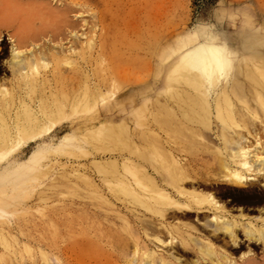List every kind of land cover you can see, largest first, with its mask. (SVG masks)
Instances as JSON below:
<instances>
[{"label":"rangeland","instance_id":"obj_1","mask_svg":"<svg viewBox=\"0 0 264 264\" xmlns=\"http://www.w3.org/2000/svg\"><path fill=\"white\" fill-rule=\"evenodd\" d=\"M248 14L256 21L259 14H264V0H0V89H9L15 96L14 106L3 112L12 134L19 131L21 104L25 102L36 111V97L42 95L38 92L31 98L25 88L18 86L13 63L19 59L47 57L49 67L41 68L37 77L45 85L50 102L70 96L88 110L80 106L74 112L68 109L49 129L21 139L19 147H1L0 242L12 247L8 250L0 243V264H264V238L248 234L257 228L264 231V108L249 91L250 84L248 89L242 86L239 73L245 66L252 73L257 61L264 62L256 52L257 45L250 46L254 55L247 64L238 56L239 71H234L229 86L236 108L242 112L245 108L257 109L261 117L255 120L253 136L245 131L244 144L250 145H246L247 149H256L251 154L252 163L258 162L255 170L261 168L249 173L252 181L238 184L226 177L221 164L229 157L224 151L226 146L221 147L222 128L215 116L203 126L185 120L173 104L170 110H161L163 102H167L166 91H161L163 71L169 70L162 65L170 68L177 62L181 44L194 40L199 30L212 28L221 35L234 34ZM225 73L218 74L220 80ZM169 76L175 77L174 73ZM260 82L264 88V80ZM83 85L87 86L85 91ZM74 90L81 91L80 96L85 92L86 97L80 98ZM232 91L238 92V97ZM215 93L209 95L211 103ZM261 98L264 99V90ZM241 99L248 104L250 99V106L241 104ZM165 112L173 113L186 132L176 135L177 125L163 126ZM107 124L115 129L110 132ZM124 141L132 150L122 144ZM44 154L47 157H42ZM161 155L166 158L165 165L160 162ZM26 161H30L29 165L19 169ZM110 164L117 165L114 175L108 172V166L100 168ZM174 165L184 174L177 185L171 184L169 178ZM16 168L19 171L10 172ZM118 178L128 184L131 196L121 192ZM208 195L214 201H199ZM224 223L232 233L224 230ZM49 233H53V239Z\"/></svg>","mask_w":264,"mask_h":264},{"label":"bare ground","instance_id":"obj_2","mask_svg":"<svg viewBox=\"0 0 264 264\" xmlns=\"http://www.w3.org/2000/svg\"><path fill=\"white\" fill-rule=\"evenodd\" d=\"M243 19V25H241L238 31H236L234 34L231 32L229 35H221L218 34L214 29L210 28V29H206V30H199L196 32L195 34V38L194 40H190V41H186L185 43L181 44L182 48H181V52L180 55L178 56V60L177 62L171 66L170 68H168L166 65H162L164 69H169L168 72L163 71V83L161 84L162 86V90L163 92L166 91L167 94V102H163V107L165 108H161V110L163 109L164 111H168L170 110V105H174L176 108H178L181 111V115L184 117L185 120H187L188 122H194V123H201L203 126H205L207 124L208 121H210L211 116H215L216 119L220 122L221 124V128L222 130L221 132V140L223 142V145L221 146L223 148V146L225 145V149L224 151L226 152V155H228V159L229 161H227V159L223 160L222 164H221V168L226 172V177L230 178L234 181V183H238V184H245V183H249L250 181H252L253 179L251 177H249V173H253L254 171H258L255 170V164L256 163H252V150H256V149H247V146L250 145H245L244 142L247 140V135L245 134V131L249 133H251V135L253 136L252 133L256 132L255 129V120L260 117L259 113L256 111H247V109L243 108L245 110V112H242L240 109L236 108L234 105V100L231 97L230 94V83L232 81L233 78V73L236 70V62H237V58L240 55L242 57L241 61L243 64H247L248 62V58H250L251 56L254 55V52L250 49V46H254L257 45V50L256 51L257 54L260 56H262L264 58V14H259L256 21L254 20V16H250V14L248 15H244ZM252 19L255 21L253 22ZM92 45V44H91ZM168 47V46H167ZM173 48V47H172ZM175 50V49H174ZM173 50V51H174ZM171 52V51H170ZM172 53V52H171ZM170 54V53H169ZM20 55V54H18ZM66 55V54H65ZM17 57V55H15ZM169 56V55H168ZM171 56V55H170ZM259 56V57H260ZM167 57V55H166ZM258 57V59H259ZM47 57H43L40 60H34V59H30L29 61H26L24 59H19L16 60L13 63L14 66V70L13 73L15 75V79L18 80L17 82L19 83V87L20 89H26L27 94L30 95L31 98H33L38 92L39 94L41 93L42 95L40 97H36L39 98L36 100V98L32 101L35 102V100L37 102H35L36 106L38 107V110L34 111L32 110L33 107H31L29 104H26L25 102L21 104L22 108V113L18 116L21 124H17V128H18V133L17 135H13L12 134V130H11V125L10 122H8L6 120V116L4 117L3 112L4 111H9L15 104V96H12V94H10V92L6 89L1 90L0 89V150L1 147L5 148L6 146H9L10 144H14V146L18 145L21 142V139L23 140L24 138H28L31 136H35L38 135L41 132H44L46 129H49L54 123L60 121V118H63L65 116V114L67 113V110H71L74 112V110H77V108L80 106V103L77 101V99H72V97L70 96H66L63 100L61 101H56V102H50V100L47 97V93H46V87L45 85H42L41 82L39 81V74H40V69L41 68H47L49 67V63L46 59ZM162 58V56L160 57ZM255 58V57H254ZM256 59V58H255ZM240 60V59H238ZM258 62V61H257ZM256 62L255 65V69L253 70L252 73H248L247 69L248 67L245 66L242 70H240L241 72V77L242 78V86L245 88L248 87V83L250 84L251 90H249L251 93H253L254 95H256L257 99L259 98V106H262L264 108V99L261 98L263 97V84H261L260 80H264V62ZM159 63V61H158ZM71 64V63H70ZM240 66V64H239ZM244 66V65H243ZM249 66V65H248ZM250 67V66H249ZM254 67V66H253ZM241 68V67H239ZM238 69V68H237ZM222 71H226L227 73H225V76L220 78L218 77V74ZM239 71V70H236ZM171 73L175 75V77H170L169 75H171ZM236 73V72H235ZM220 75V74H219ZM239 75V74H238ZM161 76V75H160ZM168 76V77H167ZM239 78V77H238ZM160 81V80H159ZM234 81V80H233ZM236 81V80H235ZM237 81H240L239 79ZM40 82V83H39ZM233 83V82H232ZM237 83V82H236ZM235 83V84H236ZM219 84V86L214 87V85ZM241 84V83H240ZM239 85V84H238ZM84 86V85H83ZM233 86V85H232ZM1 87V86H0ZM87 86H84V90ZM89 87V86H88ZM96 87V86H95ZM100 87V86H99ZM178 87V88H177ZM182 87V88H181ZM234 87V86H233ZM236 87H238L236 85ZM242 87V88H243ZM90 88V87H89ZM112 88V87H111ZM114 88V87H113ZM241 88V89H242ZM102 89V88H101ZM233 89V88H232ZM236 89V88H235ZM234 89V90H235ZM248 89V88H247ZM88 90V89H87ZM86 90V91H87ZM98 90V89H97ZM216 90L218 92H216ZM243 90V89H242ZM11 91V90H10ZM82 91V89H81ZM80 91V92H81ZM96 91V89H95ZM72 92V91H71ZM70 92V93H71ZM75 94L77 93V90H74ZM72 92L71 95L74 93ZM92 92V91H91ZM101 92V91H100ZM216 92V93H215ZM93 93V92H92ZM159 93V92H158ZM161 93V92H160ZM211 93H215L214 97L212 98L213 103H211V101H209V95H211ZM238 93V92H237ZM237 93L235 91H232V95L238 97ZM248 93V91H247ZM74 94V95H75ZM81 94V93H80ZM157 94V93H156ZM14 95V94H13ZM18 95V94H17ZM66 95V94H65ZM69 95V94H68ZM83 95L85 96V92H83ZM83 95H81L83 97ZM89 95V93H88ZM92 95V94H91ZM251 95V94H250ZM80 96V95H79ZM80 96V98H81ZM106 96V95H105ZM246 97V94L243 95ZM242 96V97H243ZM29 96H27V99ZM54 97V96H53ZM56 97V96H55ZM58 97V96H57ZM86 97V96H85ZM103 97V96H101ZM160 97V96H159ZM236 97H234L236 99ZM241 97V96H240ZM252 97V96H250ZM255 97V96H253ZM255 97V98H256ZM30 98V99H31ZM78 98V96H77ZM88 98V97H87ZM93 98V97H92ZM90 97V99H92ZM105 98V97H104ZM248 98V96L246 97ZM254 98V99H255ZM85 99V98H84ZM83 99V100H84ZM244 99V97L242 98ZM241 99V104L246 105L247 102L243 101ZM252 99V98H250ZM250 99L247 100L249 101V104H251ZM260 99L262 100L261 104H260ZM86 100V99H85ZM84 100V101H85ZM94 100H96L94 98ZM160 100V98H159ZM253 100V99H252ZM25 101V100H24ZM97 101V100H96ZM238 101V100H237ZM238 101V102H239ZM255 101V100H254ZM20 102V101H19ZM18 102V106L20 105V103ZM31 102V101H30ZM29 102V103H30ZM83 102V101H82ZM90 102V101H88ZM86 102H83V104ZM162 103V102H160ZM159 103V105H160ZM171 103V104H170ZM256 103V102H254ZM95 104V103H94ZM97 104V103H96ZM240 104V103H239ZM248 104V103H247ZM247 105L246 107H249L250 105ZM88 105V103H87ZM172 105V106H173ZM82 107V106H80ZM84 107V106H83ZM82 107V108H83ZM252 107V106H251ZM250 107V108H251ZM254 107V106H253ZM85 108V107H84ZM87 108V107H86ZM85 108V109H86ZM256 108V106L254 107ZM90 109V108H88ZM172 109V108H171ZM214 109V110H213ZM260 109V108H259ZM258 109V111H259ZM17 110V109H16ZM83 110V109H80ZM87 110V109H86ZM254 110V109H252ZM262 110V109H261ZM88 111V110H87ZM84 111V112H87ZM20 112V110H19ZM72 112V114H73ZM78 112V111H77ZM162 112V111H161ZM264 112V111H263ZM76 113V112H75ZM8 114V113H7ZM261 114V113H260ZM13 115V114H12ZM158 115V114H157ZM264 115V113H263ZM70 116V114H69ZM68 117V116H67ZM9 118V117H8ZM261 118V117H260ZM16 119V118H15ZM213 119V118H211ZM264 123V119H261ZM12 121V120H11ZM14 124L17 122H15V120L13 119L12 121ZM182 122V121H181ZM102 123V122H101ZM105 123V122H104ZM213 123V122H212ZM117 124V123H116ZM177 125V127L175 128V134L176 135H180V133H185L186 130H183V126L181 125V123H178L176 116L173 113L170 112H165V116H163V120H162V125L166 126V127H170L172 125ZM185 124V123H184ZM214 124V123H213ZM216 124H218L216 122ZM127 126L126 124H123V127ZM102 126V125H101ZM202 126V127H203ZM106 129H109V131L111 132V130H114L115 127H112L111 124H107L106 125ZM212 127V124H211ZM254 127V128H253ZM199 128V127H198ZM53 129V128H52ZM86 129V128H85ZM188 129V128H187ZM212 129V128H211ZM264 129V128H263ZM92 131V129H90ZM98 130V129H97ZM125 130V129H124ZM192 130V129H190ZM204 130V129H203ZM220 130V129H218ZM261 130V129H260ZM90 131V132H91ZM95 131V129H94ZM107 131V130H105ZM128 131V129H127ZM188 131V130H187ZM196 131V130H195ZM212 131V130H211ZM49 132V131H47ZM99 132V131H98ZM126 132V130H125ZM150 132V131H149ZM152 132V131H151ZM191 132V131H190ZM197 132V131H196ZM259 132V131H258ZM68 133V132H67ZM101 133H103L101 131ZM129 133V131L127 132ZM154 133V132H153ZM218 133V132H217ZM85 134V133H84ZM87 134V133H86ZM104 134V133H103ZM257 134V133H256ZM90 135V134H89ZM114 135V134H113ZM123 135V134H122ZM255 135V134H254ZM259 135V134H258ZM256 135V136H258ZM66 136V135H65ZM69 136V135H68ZM96 136V135H95ZM118 136V135H117ZM129 136V134H128ZM217 136V134H216ZM250 136V135H249ZM91 137V135H90ZM121 137V135H120ZM119 136L117 137L118 139L120 138ZM163 137V136H162ZM251 137V136H250ZM260 137V136H259ZM93 138V137H92ZM129 138V137H128ZM191 138V137H189ZM261 138V137H260ZM258 138V139H260ZM125 139V137H124ZM157 139V138H156ZM263 139V138H262ZM25 140V139H24ZM126 140V139H125ZM129 140V139H127ZM189 140V139H188ZM193 140V139H192ZM220 140V139H219ZM62 141V140H61ZM119 141H122L121 139H119ZM250 141V140H249ZM59 142V141H58ZM91 142V141H90ZM95 142V141H94ZM150 142V141H149ZM247 142V141H246ZM258 142V141H257ZM93 143V142H92ZM109 143V141H108ZM250 143V142H249ZM61 144V142L59 143V145ZM111 144V142L109 143ZM122 144L125 147H128L129 149L132 150V148L130 147V144L127 141L122 142ZM257 144V143H256ZM262 144V143H261ZM260 144V145H261ZM108 145V144H107ZM137 145V144H136ZM170 145V144H169ZM259 145V144H258ZM259 145V146H260ZM4 146V147H3ZM13 146V147H14ZM11 147V146H10ZM19 147V145H18ZM113 147V146H112ZM123 147V146H122ZM159 147H161L159 145ZM163 148L164 145L162 146ZM75 148V147H74ZM114 148V147H113ZM168 148V147H167ZM220 148V147H219ZM256 148V147H253ZM13 149V148H12ZM17 149V148H16ZM69 149V148H68ZM77 149V148H76ZM89 149V148H88ZM104 149V148H103ZM102 149V150H103ZM107 149V148H106ZM106 149L104 151H106ZM117 149V148H116ZM120 149V148H118ZM263 149V147H262ZM15 150V149H14ZM60 150V149H59ZM67 150V149H66ZM72 150V149H70ZM101 150V149H100ZM101 150V151H102ZM108 150V149H107ZM121 150H124V148ZM219 150V149H218ZM13 151V150H12ZM75 151V150H74ZM80 151V150H79ZM85 151V150H84ZM167 152L169 151L168 149L166 150ZM262 151V150H261ZM261 151H259L261 153ZM4 152V151H2ZM67 152V151H66ZM103 152V151H102ZM108 152V151H107ZM135 152V151H134ZM216 152V150H215ZM255 152V151H254ZM257 152V151H256ZM263 152V151H262ZM54 153V152H52ZM78 152H76L77 154ZM80 153V152H79ZM83 153V152H82ZM106 153V152H105ZM115 153V152H114ZM122 153V152H121ZM140 156L145 157L146 159H148L147 154H145L143 151H139L137 152ZM3 154V153H2ZM50 154V153H49ZM55 154V153H54ZM71 154V153H69ZM96 154V153H95ZM107 154V153H106ZM111 154V153H110ZM113 154V153H112ZM111 154V155H112ZM169 154V153H168ZM256 154V153H254ZM258 154V153H257ZM39 155V154H38ZM37 155V156H38ZM68 155V154H67ZM92 155V154H91ZM97 155V154H96ZM176 155V154H175ZM218 155V154H216ZM225 155V156H226ZM261 155V154H260ZM1 156V155H0ZM36 156V157H37ZM55 156V155H54ZM57 157H59L58 155H56ZM221 156V155H220ZM262 156V155H261ZM2 157V156H1ZM0 157V158H1ZM4 157V155H3ZM41 157V156H39ZM42 157H47V155L42 156ZM49 157V156H48ZM64 157V156H63ZM82 157V156H81ZM89 157V155H88ZM93 157V156H92ZM95 157V156H94ZM254 157V156H253ZM33 158V157H32ZM38 158V157H37ZM117 158V157H116ZM161 160L160 162H163V165L166 164V158L164 155L160 156ZM169 158H171V156H169ZM256 158V157H255ZM31 159V158H30ZM36 159V158H35ZM41 159V158H40ZM43 159V158H42ZM57 159V158H56ZM135 159V158H134ZM180 159V157H179ZM262 159V158H261ZM137 160V159H136ZM176 160V159H175ZM173 160V162L175 161ZM264 160V158L262 159ZM99 161V160H98ZM96 161V162H98ZM128 161V160H127ZM135 161V160H134ZM178 161V160H176ZM181 161V160H180ZM141 162V161H140ZM179 162V161H178ZM30 161H26L24 163V165L20 164V167H27L29 165ZM93 163V162H92ZM101 162H98V164ZM133 163V162H132ZM138 163V162H137ZM183 163V162H182ZM262 163V162H260ZM32 164V163H31ZM95 164V163H94ZM97 164V163H96ZM108 164V163H107ZM126 164V163H124ZM169 164V163H168ZM264 164V162H263ZM127 165V164H126ZM138 165V164H137ZM159 165V164H158ZM108 166L109 170L108 172H110V174L114 175L117 172V165L115 164H110V165H106L105 167L100 166L101 169L106 168ZM142 166V165H141ZM147 166V164L145 165ZM32 167V166H30ZM148 167V166H147ZM181 167V166H180ZM262 167V166H261ZM125 169V167H123ZM128 168V167H127ZM154 168V166H153ZM263 168V167H262ZM122 169V167H121ZM123 169V170H124ZM134 169V168H133ZM131 169V170H133ZM156 169V167H155ZM261 169V168H259ZM264 169V168H263ZM18 170V168L14 169L13 171L11 170L10 172H16ZM138 170V169H137ZM148 170V169H147ZM159 170V169H158ZM157 170V171H158ZM19 171V170H18ZM28 171V170H27ZM46 171V170H45ZM128 171V170H125ZM183 171V170H182ZM141 172V171H140ZM138 172V173H140ZM152 172V171H150ZM121 173V172H120ZM181 173V174H180ZM224 173V172H222ZM257 173V172H255ZM259 173V172H258ZM262 173L263 170H262ZM29 174V173H28ZM34 174V173H33ZM77 174V173H76ZM260 174V173H259ZM258 174V175H259ZM73 175V174H72ZM138 175V174H137ZM144 175V174H143ZM158 175V174H157ZM189 175V174H188ZM224 175V174H223ZM32 175L29 174V178ZM69 176V175H68ZM84 176V175H83ZM142 176V175H141ZM146 176V175H144ZM148 176V173H147ZM164 176V175H162ZM263 176V175H262ZM184 177L183 172H181V168L176 167L175 165L170 167L169 170V178H170V182L173 185H177V183L179 181H181ZM190 177V176H189ZM260 177V175H259ZM67 178V177H66ZM79 178V177H78ZM77 178V179H78ZM116 178V177H115ZM144 178V177H142ZM150 178V176H149ZM148 178V179H149ZM156 178V177H155ZM137 179V178H136ZM140 179V178H139ZM158 179V178H157ZM157 179H153V180H157ZM191 179V178H190ZM196 179V178H194ZM193 179V180H194ZM79 180V179H78ZM82 180V179H81ZM88 180V179H87ZM86 180V181H87ZM117 182L119 183H115L118 184V186L120 187V190L123 194H125L126 196H131V193L129 191L128 188V184L125 183L123 180H121L120 178L116 179ZM138 180V179H137ZM150 180V179H149ZM197 180V179H196ZM151 181V180H150ZM231 181V180H230ZM258 181V179L256 180ZM263 181V180H262ZM58 182V181H57ZM62 182V180H61ZM88 182V181H87ZM158 182V181H157ZM162 182V181H161ZM183 182V181H182ZM259 182V181H258ZM65 183V182H64ZM61 183V184H64ZM150 183V182H148ZM54 184V183H53ZM52 184V186H53ZM60 184V183H59ZM59 186H62V185ZM88 184V183H87ZM113 184V183H112ZM138 184V183H136ZM135 184V185H136ZM141 184V183H140ZM144 184V183H143ZM156 184V182H155ZM159 184V183H158ZM163 184V183H162ZM189 184V183H188ZM187 184V185H188ZM195 184V181H194ZM257 184V182L255 183ZM264 184V183H263ZM262 184V185H263ZM58 185V184H56ZM66 185V184H65ZM68 185V184H67ZM89 185V184H88ZM147 185V184H146ZM192 185V184H191ZM190 185V186H191ZM198 185V184H197ZM51 186V187H52ZM132 186V185H131ZM143 186V185H142ZM148 186V185H147ZM151 186V185H149ZM153 186V185H152ZM182 186V185H181ZM69 187V185L67 186ZM140 187V186H139ZM158 187V186H157ZM184 187V186H183ZM182 189H185L183 188ZM239 187V186H237ZM241 187V186H240ZM56 188V187H55ZM164 188V187H163ZM180 188V187H179ZM191 188V187H190ZM197 188V186H196ZM195 188V189H196ZM199 188V187H198ZM167 189V188H166ZM188 189V186H187ZM202 189V188H201ZM66 190V189H65ZM115 190V189H114ZM159 190V189H157ZM161 190V189H160ZM164 190V189H163ZM168 190V189H167ZM197 190V189H196ZM211 190V189H210ZM150 191V190H149ZM193 191V190H192ZM199 191V189H198ZM196 191V192H198ZM205 191V190H203ZM212 191V190H211ZM262 191V190H261ZM172 192V191H171ZM188 192V191H186ZM210 192V191H209ZM136 193V191H135ZM159 193V192H158ZM175 193V192H174ZM179 193V192H178ZM200 193V192H199ZM203 193V192H202ZM208 193V191H207ZM119 194V192H118ZM205 194V192H204ZM210 194V193H209ZM215 194V193H214ZM140 195V194H139ZM151 195V194H150ZM166 195V194H165ZM193 195V194H192ZM196 195V193H195ZM203 196V194H201ZM207 195V194H206ZM211 195V194H210ZM217 195V194H216ZM119 196V195H118ZM146 196V195H145ZM171 196V195H169ZM178 195H176L177 197ZM186 196V195H185ZM142 198L144 196H141ZM174 197V195H173ZM187 197V196H186ZM185 197V198H186ZM196 197V196H195ZM201 197V196H200ZM216 197V196H215ZM251 197V196H250ZM188 199V198H186ZM209 198H211L212 201H214L212 196H206L203 197L202 199H200L199 201L202 202H206ZM138 199V198H136ZM144 199V198H143ZM159 198H157L156 200H158ZM190 199V198H189ZM194 199V198H193ZM192 199V200H193ZM196 199V198H195ZM218 199V198H217ZM141 200V199H140ZM142 204H144L145 202L140 201ZM155 200V199H154ZM161 200V199H159ZM158 200V201H159ZM177 200V199H176ZM182 200V198H181ZM210 200V201H211ZM149 201H150V197H149ZM164 201L166 202V199H164ZM220 201V200H218ZM148 202V201H147ZM175 202V201H174ZM183 202V201H182ZM185 202V201H184ZM189 202V201H188ZM187 202V203H188ZM191 202V201H190ZM197 202V200H196ZM199 203V202H197ZM212 203V202H211ZM216 203V202H214ZM132 204V203H131ZM163 204V203H162ZM189 204V203H188ZM208 204H210L208 202ZM218 204V203H217ZM223 204V203H222ZM151 205V204H150ZM161 205V204H160ZM165 205V204H164ZM179 205V204H178ZM187 205V204H186ZM190 205V204H189ZM188 205V206H189ZM204 205V204H203ZM215 204H213L214 206ZM224 205V204H223ZM222 205V206H223ZM153 206V205H152ZM159 206V205H158ZM177 206V205H174ZM205 206V205H204ZM220 206V205H219ZM167 207V206H166ZM170 207V206H169ZM179 207V206H178ZM196 207V206H194ZM200 207V206H199ZM158 208V207H157ZM181 208V207H180ZM189 208V207H188ZM193 208V207H192ZM207 208V206H206ZM213 208V207H211ZM215 208V207H214ZM213 208V209H214ZM223 208V207H222ZM221 208V209H222ZM165 209V208H164ZM175 209V208H174ZM191 209V208H190ZM195 209V208H194ZM208 209V208H207ZM210 209V208H209ZM217 211L218 209L215 208ZM214 209V211H216ZM225 209V208H224ZM159 210V209H158ZM167 210V209H165ZM178 210V209H177ZM182 210V209H181ZM228 210V209H227ZM160 211V210H159ZM171 211V210H170ZM169 211V212H170ZM175 211V210H174ZM189 211V210H188ZM193 211V209H192ZM196 211V210H195ZM207 211V210H206ZM226 211V210H225ZM230 211V210H229ZM148 212V211H147ZM164 212V211H163ZM180 212V211H179ZM183 213V211H181ZM187 212V211H186ZM220 212V211H219ZM227 212V211H226ZM224 212V213H226ZM153 213V212H152ZM159 213V212H158ZM167 213V212H166ZM173 213V211H172ZM175 213V212H174ZM177 213V212H176ZM188 213V212H187ZM192 213V212H191ZM197 213V212H195ZM213 213V212H212ZM211 213V214H212ZM160 214V213H159ZM155 215V214H154ZM168 215V213H167ZM174 215V214H173ZM176 215V214H175ZM183 216V214H180ZM186 215V214H185ZM228 215V214H227ZM165 216V215H164ZM169 216V215H168ZM153 217V216H152ZM184 217V216H183ZM211 217V216H210ZM215 219V217H213ZM240 218V217H239ZM152 219V218H151ZM168 219V218H167ZM206 219V218H205ZM209 219V218H208ZM212 219V218H211ZM219 219V218H218ZM223 219V218H221ZM220 219V220H221ZM258 219V218H257ZM4 220V219H3ZM166 220V219H164ZM185 220V219H184ZM210 220V219H209ZM233 220V219H232ZM241 220V219H240ZM215 221V220H214ZM218 221V220H217ZM228 221V220H227ZM17 222V221H16ZM237 222V221H236ZM240 222V221H239ZM254 222V220H253ZM258 222V221H257ZM163 223V221H162ZM165 223V222H164ZM189 223V222H188ZM233 223V222H232ZM238 223V222H237ZM263 223V222H262ZM184 224V222H183ZM182 224V225H183ZM191 224V223H190ZM221 224V223H220ZM225 224V229L228 232L231 231V229L228 226L227 223ZM221 225V226H224ZM231 224V223H230ZM242 224V223H241ZM124 225V224H123ZM154 225V224H152ZM163 225V224H161ZM167 225V224H165ZM187 225V224H186ZM192 225V224H191ZM238 225V224H237ZM243 225V224H242ZM247 225V224H246ZM249 225V224H248ZM3 226V225H2ZM10 226V225H9ZM145 226V225H144ZM210 226V223H209ZM216 226V225H215ZM220 226V227H221ZM245 226V225H244ZM250 226V225H249ZM255 226V225H254ZM176 227V226H174ZM190 227V226H189ZM257 226H255L254 228H256ZM127 228V227H126ZM183 228V227H182ZM181 228V229H182ZM191 228H193L191 226ZM190 228V229H191ZM232 228V227H231ZM249 228V227H248ZM51 229V228H50ZM163 229V227H162ZM173 229V228H172ZM214 229V228H213ZM219 229V228H218ZM223 229V228H221ZM237 229V228H236ZM241 229V228H240ZM169 230V229H168ZM175 230V229H174ZM193 230V229H192ZM243 230V229H242ZM51 231V230H50ZM176 231V230H175ZM179 231V228H178ZM195 231V230H194ZM235 231V229H234ZM237 231V230H236ZM245 231V230H243ZM171 232V231H170ZM180 232V231H179ZM215 233H217L216 231H214ZM213 232V233H214ZM20 233V232H19ZM45 233V232H44ZM47 233V232H46ZM167 233V231H166ZM173 233V232H172ZM177 233V232H176ZM182 233V232H181ZM225 233V232H224ZM232 233V231H231ZM237 233V232H235ZM234 233V234H235ZM1 234V233H0ZM50 234V233H49ZM53 234V233H52ZM52 234L51 237H52ZM168 234V233H167ZM185 234V233H184ZM226 234V233H225ZM230 234V233H229ZM248 234L250 236H254L255 238L261 239L264 238V231L263 230H259L257 228V231H249ZM7 235V234H6ZM5 235V236H6ZM12 235V234H11ZM170 235V234H168ZM167 235V236H168ZM181 235V234H180ZM189 235V234H188ZM233 235V234H232ZM4 236V237H5ZM44 237V235H42ZM46 236V234H45ZM230 236V235H229ZM235 236V235H234ZM155 237V236H154ZM158 237V236H157ZM192 237V236H191ZM14 238V236H13ZM12 238V239H13ZM42 238V237H41ZM46 238V237H45ZM44 238V239H45ZM160 238V236L158 237ZM170 238V237H169ZM235 238V237H234ZM233 238V239H234ZM247 238V237H246ZM53 239V237H52ZM55 239V238H54ZM172 239V238H170ZM254 239V238H253ZM257 239V240H258ZM2 240V239H1ZM16 239H14L15 241ZM160 240V239H157ZM173 240V239H172ZM185 240V239H184ZM183 240V241H184ZM195 240V239H194ZM262 240V239H261ZM50 241V240H49ZM187 241V240H186ZM196 241V240H195ZM199 241V240H198ZM201 241V240H200ZM199 241V242H200ZM231 241V240H230ZM4 244L5 242L2 241ZM0 242V243H2ZM17 242V241H16ZM54 242V241H52ZM199 242L197 244H199ZM205 242V241H204ZM235 242V241H234ZM169 243V242H168ZM208 243V242H207ZM3 244V245H4ZM7 244V243H6ZM5 244V245H6ZM53 244V243H52ZM173 244V243H171ZM210 244V243H209ZM2 245V246H3ZM11 245V244H10ZM19 245V244H18ZM24 245V244H23ZM27 245V244H26ZM25 245V246H26ZM202 245V244H201ZM204 246V245H202ZM201 248H204L202 247ZM212 246V245H211ZM8 250L11 249L12 246H5ZM195 247V246H194ZM16 248V246L14 247V249ZM29 248V247H28ZM40 248V247H39ZM197 248V247H196ZM209 248V247H208ZM13 249V250H14ZM18 249V248H17ZM23 249V248H22ZM206 249V248H204ZM30 250V248H29ZM40 250V249H39ZM45 250V249H44ZM200 250V249H199ZM212 250V249H211ZM6 251V250H5ZM25 251V250H23ZM201 251V250H200ZM215 251V250H214ZM7 252V251H6ZM203 252V251H202ZM205 252V251H204ZM203 252V253H204ZM208 252V251H206ZM19 253V252H18ZM24 253V252H23ZM30 253V252H29ZM153 253V252H152ZM16 254V253H15ZM43 254V252H42ZM209 255H211V252L208 253ZM0 255L2 256V253H0ZM21 255V253H20ZM35 255V254H33ZM45 256V255H44ZM155 256V255H154ZM219 256V255H218ZM225 256V255H224ZM6 257V256H4ZM13 257V256H12ZM30 257H32L31 253H30ZM34 257V256H33ZM46 257V256H45ZM153 257V256H152ZM223 257V256H222ZM228 257V256H227ZM7 258V257H6ZM224 258V257H223ZM10 259V257H9ZM213 259V258H212ZM221 259V258H220ZM214 260V259H213ZM219 260V259H218ZM228 260V259H227ZM215 261V260H214ZM224 261V260H223ZM232 260H230L231 262ZM11 262V260H10ZM164 262V261H162ZM1 263V262H0ZM165 263V262H164ZM234 263V262H233ZM150 264V263H149ZM217 264V262H216ZM255 264V263H254Z\"/></svg>","mask_w":264,"mask_h":264}]
</instances>
